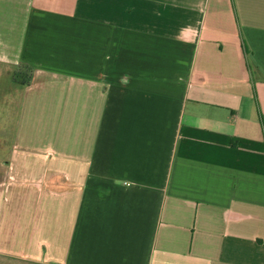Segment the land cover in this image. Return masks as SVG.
Segmentation results:
<instances>
[{
	"label": "crops",
	"instance_id": "0c3cea01",
	"mask_svg": "<svg viewBox=\"0 0 264 264\" xmlns=\"http://www.w3.org/2000/svg\"><path fill=\"white\" fill-rule=\"evenodd\" d=\"M0 64V264H264V0H0Z\"/></svg>",
	"mask_w": 264,
	"mask_h": 264
},
{
	"label": "rangeland",
	"instance_id": "374dc122",
	"mask_svg": "<svg viewBox=\"0 0 264 264\" xmlns=\"http://www.w3.org/2000/svg\"><path fill=\"white\" fill-rule=\"evenodd\" d=\"M30 69L0 64V152H9L22 111V94L29 84Z\"/></svg>",
	"mask_w": 264,
	"mask_h": 264
}]
</instances>
